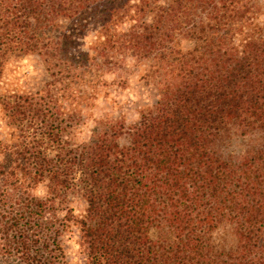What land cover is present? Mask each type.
<instances>
[{"label": "trees", "instance_id": "16d2710c", "mask_svg": "<svg viewBox=\"0 0 264 264\" xmlns=\"http://www.w3.org/2000/svg\"><path fill=\"white\" fill-rule=\"evenodd\" d=\"M130 63L158 97L97 118ZM232 124L264 135V0H0V264H264V143L218 155Z\"/></svg>", "mask_w": 264, "mask_h": 264}, {"label": "rangeland", "instance_id": "374dc122", "mask_svg": "<svg viewBox=\"0 0 264 264\" xmlns=\"http://www.w3.org/2000/svg\"><path fill=\"white\" fill-rule=\"evenodd\" d=\"M132 61V60H131ZM130 61V62H131ZM20 68L17 69V85L25 89H37L45 79V71L41 63L36 58H26L18 62ZM142 67H135L129 64L127 68L119 70L118 76L127 80V87L110 88L111 96L101 99L95 106L93 112L97 118L105 116H123L128 124L137 121L138 109L150 104L158 97L156 86L144 77ZM93 122L84 128L81 139H86L90 135ZM5 129H0L3 132ZM264 143V135L260 130L248 131L244 127L232 124L227 127L217 138L214 144L216 153L226 159L240 160L245 155L251 153ZM242 145L246 151H238L237 146ZM78 211L83 210V202L74 200L72 204ZM70 257L75 262L78 260L79 244L73 239L69 241Z\"/></svg>", "mask_w": 264, "mask_h": 264}, {"label": "clouds", "instance_id": "9594fccd", "mask_svg": "<svg viewBox=\"0 0 264 264\" xmlns=\"http://www.w3.org/2000/svg\"><path fill=\"white\" fill-rule=\"evenodd\" d=\"M237 150L246 151V148L242 145H238ZM210 237L212 241L217 244H231L234 241V237L231 236L223 226L214 229L210 233Z\"/></svg>", "mask_w": 264, "mask_h": 264}]
</instances>
